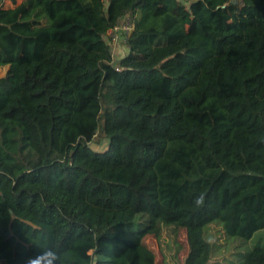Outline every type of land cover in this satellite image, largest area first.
Instances as JSON below:
<instances>
[{
    "label": "trees",
    "instance_id": "obj_1",
    "mask_svg": "<svg viewBox=\"0 0 264 264\" xmlns=\"http://www.w3.org/2000/svg\"><path fill=\"white\" fill-rule=\"evenodd\" d=\"M0 66V264H156L167 226L214 264L204 226L264 228V0H12Z\"/></svg>",
    "mask_w": 264,
    "mask_h": 264
},
{
    "label": "rangeland",
    "instance_id": "obj_2",
    "mask_svg": "<svg viewBox=\"0 0 264 264\" xmlns=\"http://www.w3.org/2000/svg\"><path fill=\"white\" fill-rule=\"evenodd\" d=\"M17 2L20 0H16ZM0 4L4 6L11 5L12 0H0ZM113 62L112 66H116V62L127 52L124 41L119 39L116 44H112ZM108 143L107 139L102 140L95 149L102 150ZM205 239L211 242L213 247L214 264H231L238 262V257L234 252L244 249L250 250L254 245L264 243L263 240H256L257 236H264V228L258 230L250 239H244L237 236L227 235L222 228L221 223L214 221L203 228ZM185 233L182 229H176L173 226L163 228L160 237L148 234L143 237V242L155 254L156 264H179L186 254L184 245ZM238 246V247H237Z\"/></svg>",
    "mask_w": 264,
    "mask_h": 264
},
{
    "label": "clouds",
    "instance_id": "obj_3",
    "mask_svg": "<svg viewBox=\"0 0 264 264\" xmlns=\"http://www.w3.org/2000/svg\"><path fill=\"white\" fill-rule=\"evenodd\" d=\"M194 203L196 206H202L204 196L198 197ZM25 264H62V259L55 249L45 248L38 250L34 256L29 257Z\"/></svg>",
    "mask_w": 264,
    "mask_h": 264
},
{
    "label": "built area",
    "instance_id": "obj_4",
    "mask_svg": "<svg viewBox=\"0 0 264 264\" xmlns=\"http://www.w3.org/2000/svg\"><path fill=\"white\" fill-rule=\"evenodd\" d=\"M131 30H132V24L129 20V17H125L123 23L120 24L119 26H115L114 28L109 29L108 36H109V42L111 44V49L113 47L112 44L115 45L119 39L125 41Z\"/></svg>",
    "mask_w": 264,
    "mask_h": 264
},
{
    "label": "crops",
    "instance_id": "obj_5",
    "mask_svg": "<svg viewBox=\"0 0 264 264\" xmlns=\"http://www.w3.org/2000/svg\"><path fill=\"white\" fill-rule=\"evenodd\" d=\"M6 70H7L6 66H0V77H2L5 74Z\"/></svg>",
    "mask_w": 264,
    "mask_h": 264
}]
</instances>
